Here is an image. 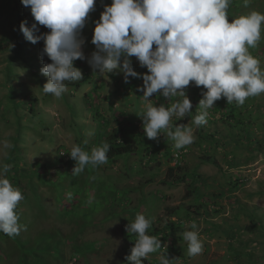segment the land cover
Masks as SVG:
<instances>
[{
	"label": "rangeland",
	"instance_id": "rangeland-1",
	"mask_svg": "<svg viewBox=\"0 0 264 264\" xmlns=\"http://www.w3.org/2000/svg\"><path fill=\"white\" fill-rule=\"evenodd\" d=\"M98 2L81 34L85 57L96 51L91 43L95 21L112 0L102 5ZM252 10L264 14V0H249L248 7L244 0H231L229 22ZM23 12L34 19L30 8ZM15 16L12 0H0V165H9L6 178L23 194L16 213L26 230L22 228L19 235L11 237L0 232V264H127L126 256L135 239L121 231L137 214L155 222L160 233L147 234L161 239L162 245L143 264H160L161 255L175 259L173 264H264V93L249 97L243 105L230 104L254 122L248 133L252 143H239L235 141L239 130L225 119L227 107L217 101L208 110L206 124H192L202 91H206L192 82L185 89L193 104L192 113L184 118L173 115L170 124L192 127L194 142L177 150L163 134L154 139L157 150L167 149L183 161V171L177 170V176L186 172L189 177L184 183L170 181L166 185L168 169L175 164L172 154L167 157L160 151L158 156L162 158L143 151L128 162L118 160L101 171L115 184L119 197L127 191L126 199H120L115 207L111 202L115 209L110 215L88 171L77 180H63L65 173L73 175L76 163L68 153L74 144L84 145L85 151L96 146L103 127H134L135 135L144 134L138 115L144 104L142 77L148 70L132 57V67L141 75L129 77L125 83L122 73L100 74L93 71L87 59L76 60L74 66L82 71L83 79L66 81L67 91L60 98L45 94L42 87L48 77L41 74V68L52 61L47 55L41 59L42 40L33 44L19 35ZM39 29L37 34L50 31L44 26ZM249 51L264 71V26L261 40ZM172 98L169 107L183 99L179 95ZM150 99L156 106L159 94ZM114 114L123 123L119 125ZM201 130L204 140L199 135ZM210 135L220 141L218 147L209 144L206 136ZM209 154L211 162L206 160ZM59 155L69 163L63 165L57 160ZM227 183H241L242 187L226 193L223 189ZM69 193L72 199H68ZM90 196L94 199L89 205ZM192 222L197 224L203 243L202 254L195 257L186 254L187 243L182 238L184 231L192 230ZM171 223L176 225L172 227Z\"/></svg>",
	"mask_w": 264,
	"mask_h": 264
},
{
	"label": "clouds",
	"instance_id": "clouds-1",
	"mask_svg": "<svg viewBox=\"0 0 264 264\" xmlns=\"http://www.w3.org/2000/svg\"><path fill=\"white\" fill-rule=\"evenodd\" d=\"M230 2L112 0L95 21L91 43L96 51L90 57H85L82 50L85 40L81 34L96 0H21L25 8H30L35 23L28 27L27 21H22L19 30L33 44L44 42L41 59L47 55L52 62L41 68V74L48 77L42 90L56 98L67 91L66 81L83 79L82 71L74 66L76 60L87 59L93 71L100 74L122 73L128 83L129 77L141 75L132 67L131 58L135 57L148 70L142 77L144 104L138 115L143 120L144 135L154 140L163 134L179 150L194 142L193 128L183 124L173 127L170 121L173 115L184 118L192 113L193 104L185 92L192 82L206 89L198 114L192 119L196 127L207 123L208 110L221 98L228 104L243 105L249 97L264 93V71L249 51L261 40L264 14L252 10L229 22ZM244 6H249V0H244ZM39 26L50 31L37 34ZM153 94L164 98L179 95L183 99L166 108L153 105ZM2 143L8 147L7 141ZM109 151L107 142L93 147L90 153L74 144L68 153L76 162L73 176H79L87 166L106 164ZM8 171L9 165H0V232L11 237L26 226L19 223L16 213L24 197L6 178ZM68 199H72L71 193ZM93 199L90 196L87 203L90 205ZM150 227L151 221L143 214L126 225V231L137 237L126 256L127 264H143L149 254L162 248L161 239L147 234ZM190 227L192 230L184 231L182 238L187 243L186 254L195 257L202 254L203 243L197 224L192 222ZM159 259L160 264H173L175 260L168 255Z\"/></svg>",
	"mask_w": 264,
	"mask_h": 264
},
{
	"label": "trees",
	"instance_id": "trees-1",
	"mask_svg": "<svg viewBox=\"0 0 264 264\" xmlns=\"http://www.w3.org/2000/svg\"><path fill=\"white\" fill-rule=\"evenodd\" d=\"M101 1V3H100ZM13 4H14V12L16 13V18L15 21H17L18 23V33L19 35H23V33L19 30V26L21 24L22 21H27V26L31 27V25L35 22L34 19H30L29 16L27 14H24V6L21 3V0H12ZM106 3V0H99L98 3H100L101 5L103 3ZM22 46V43H21ZM148 71H145V73H147ZM80 84H77V88H80ZM10 100L13 101L14 99L12 98V96H9ZM173 101V98H164L162 95L159 94V99L157 101V105L156 106H160L163 105L166 108L169 107L168 105ZM218 105H223L227 107V111H225V119H227L228 123H231V125L233 124V128L239 130V134H236V142H243L246 144H251L252 142L249 141V131L251 130L254 122L250 120V118H248V116H245L244 113H241L239 111V109H236L235 106H232L230 104L227 103L226 100H221V101H217ZM195 105H198V102L196 101ZM113 110V109H112ZM234 111H237L236 114H233ZM233 114V115H232ZM114 119H116V121L118 122V124L120 125L121 123H123L121 121V119H119V116H117L116 114H114ZM125 119H127V116H125ZM256 125V124H255ZM134 128V127H133ZM133 128H129V127H110V128H100V132L101 135H99L100 139L96 142V146H102L103 143L107 142L110 145V151L107 153L108 156V161L106 164L97 166L95 168H93L92 166H87L85 168V171L83 173H81V176H84L85 174L89 175L88 177L91 179L92 182L97 183L98 185V191L102 194L101 195V202H102V206L103 208L106 207L109 211H110V215L114 213V209L113 206L111 205V202H114V207L120 202V199L125 200L126 199V195H124V193H126L127 191H125L123 193V195L121 197H119V191L118 189L115 187V184L111 181H109V178H104L101 171H106L108 169H110L111 166H114L115 163L118 160H123L125 162H128L131 157L133 155H136V153H142L143 151L146 152V154L148 155H152L154 154L157 158H162V156H158V153H162L163 156H170L172 154V152L170 153L169 150L164 149V150H157V146H156V141L154 140L152 143H148V138L144 135V134H137L135 135L134 132H132ZM204 132L203 130L200 131L199 135L201 136V140L205 139V136H203ZM209 139V144L214 145V147H218V141L217 138L215 136H206ZM220 142V141H219ZM143 143H147V144H143ZM142 146L141 148L138 146ZM152 146H154L152 148ZM81 148H85L84 145L81 146ZM93 148V147H92ZM92 148H88L87 152H91ZM152 149V150H151ZM64 151H66V149H64ZM160 151V152H159ZM70 156V155H69ZM212 156L206 155V160L208 162H211ZM57 160L60 161L63 165H67V163H69V161L66 160V158L64 156H57ZM171 160L173 161V163L175 164L174 167H170L168 169V180L169 182H167L168 180H165L164 183L167 182L166 185H169L170 181H172V184H181L184 183L186 181V179L189 177L187 175V173L185 172L183 176H177L178 174L176 173V171H183V166L182 163L183 161H179V159H176L173 154L171 155ZM74 161V160H73ZM149 163L146 162V164ZM231 164V163H230ZM37 178L41 177L39 174L35 173L34 174ZM79 175V176H80ZM91 175V176H90ZM79 176H73L71 174L65 173L63 175V180H68L71 177H74V180H77V178ZM150 181H154V180H150ZM67 182V181H66ZM149 182L146 181L145 183L147 184ZM93 184V183H91ZM64 185H62L63 187ZM238 187H242L241 183H234L233 185L231 183H227V186L223 189V192H233L235 191V189H237ZM109 191L108 194L106 195L105 192ZM189 192L191 193V189L189 190ZM75 196L77 199V188L75 190ZM106 204V205H105ZM190 211L194 214H196V209L191 207ZM151 221V227L147 230L148 232H152L154 234H159L160 230H158L155 227V222L152 221V219H149ZM176 224L171 223V226L174 227ZM126 232V227L122 228V235ZM131 236L136 239L137 237L135 236V234H131Z\"/></svg>",
	"mask_w": 264,
	"mask_h": 264
}]
</instances>
